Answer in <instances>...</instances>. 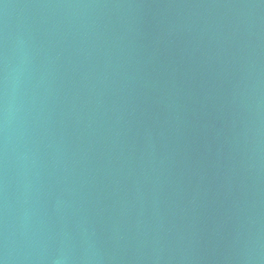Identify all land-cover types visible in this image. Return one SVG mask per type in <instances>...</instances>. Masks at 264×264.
Returning a JSON list of instances; mask_svg holds the SVG:
<instances>
[{"label":"water","instance_id":"obj_1","mask_svg":"<svg viewBox=\"0 0 264 264\" xmlns=\"http://www.w3.org/2000/svg\"><path fill=\"white\" fill-rule=\"evenodd\" d=\"M0 264H264V0H0Z\"/></svg>","mask_w":264,"mask_h":264}]
</instances>
